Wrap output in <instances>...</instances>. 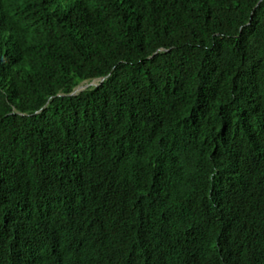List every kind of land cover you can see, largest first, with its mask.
Segmentation results:
<instances>
[{
    "label": "trees",
    "instance_id": "16d2710c",
    "mask_svg": "<svg viewBox=\"0 0 264 264\" xmlns=\"http://www.w3.org/2000/svg\"><path fill=\"white\" fill-rule=\"evenodd\" d=\"M0 264H264V0H0Z\"/></svg>",
    "mask_w": 264,
    "mask_h": 264
},
{
    "label": "water",
    "instance_id": "95a60500",
    "mask_svg": "<svg viewBox=\"0 0 264 264\" xmlns=\"http://www.w3.org/2000/svg\"><path fill=\"white\" fill-rule=\"evenodd\" d=\"M104 78L100 79V80H103ZM90 85H97L96 83V80L95 81H92L91 83H88V84H83L79 87H77V89L72 93V94H76L77 92L83 90V89H86L87 87H89Z\"/></svg>",
    "mask_w": 264,
    "mask_h": 264
},
{
    "label": "clouds",
    "instance_id": "9594fccd",
    "mask_svg": "<svg viewBox=\"0 0 264 264\" xmlns=\"http://www.w3.org/2000/svg\"><path fill=\"white\" fill-rule=\"evenodd\" d=\"M94 81H95V80H94ZM97 81H98V80H96V83H97ZM85 84H87V83H85ZM82 85H83V84H82ZM80 86H81V85H80ZM78 87H79V86H78ZM76 89H77V88H76ZM76 89H75V90H76ZM83 90H84V89H83ZM73 92H74V91H73Z\"/></svg>",
    "mask_w": 264,
    "mask_h": 264
}]
</instances>
